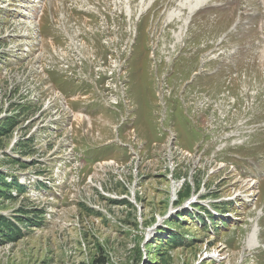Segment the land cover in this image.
Listing matches in <instances>:
<instances>
[{
    "label": "rangeland",
    "instance_id": "1",
    "mask_svg": "<svg viewBox=\"0 0 264 264\" xmlns=\"http://www.w3.org/2000/svg\"><path fill=\"white\" fill-rule=\"evenodd\" d=\"M182 3L0 0V127L14 124L0 171L25 188L0 187V214L23 232L0 242V264H264V0H208L178 40L168 14L187 18ZM56 63L65 74L48 78ZM197 79L221 95L185 103ZM170 121L191 153L172 172Z\"/></svg>",
    "mask_w": 264,
    "mask_h": 264
},
{
    "label": "trees",
    "instance_id": "2",
    "mask_svg": "<svg viewBox=\"0 0 264 264\" xmlns=\"http://www.w3.org/2000/svg\"><path fill=\"white\" fill-rule=\"evenodd\" d=\"M13 121H9L5 124V126H1L0 127V148L2 146L3 143V139L4 137L7 136L8 132H11V130H9V128L11 129V127H13ZM8 127V128H6ZM33 141V140H30ZM28 145L26 144L24 147H27ZM5 175L4 173L0 171V187L1 186H6V187H10L13 188V186L9 184H7V182H5ZM17 188V193H22L24 191V187L22 184H17L16 185ZM10 195V197L12 194H8ZM125 202L123 204L129 205L130 207H132V204H130V202L128 200H124ZM198 209H200V212L204 213L205 218H208V220L213 223L215 221V217L213 215V213L211 212V210L207 209V208H203L202 206H197ZM89 212H92L94 210H92L91 208L88 209ZM198 211V210H197ZM199 212V211H198ZM223 213H225V211H222ZM99 212H95V214H98ZM194 217L197 218V215L195 216V214H193ZM14 219H17V221H20L22 223H24L26 226L28 227H35V226H40L43 222L42 220L39 219V216L34 217V219L31 218H27L26 220L22 217H25L24 214H18L16 216H14ZM203 222L207 223L205 219H203ZM223 226H226L225 223L221 222ZM219 225V224H218ZM217 227V225H216ZM23 236V232L22 230L19 228L18 225H16L12 219L7 218L6 216L0 214V242L3 243H8V242H12V241H17L18 239H20ZM182 240L176 239L175 237H170V240L168 241L169 244L171 245H178L179 242H181ZM160 255V254H159ZM163 255V253H162ZM105 258L103 256H99L97 260H95L93 262V264H105Z\"/></svg>",
    "mask_w": 264,
    "mask_h": 264
},
{
    "label": "bare ground",
    "instance_id": "3",
    "mask_svg": "<svg viewBox=\"0 0 264 264\" xmlns=\"http://www.w3.org/2000/svg\"><path fill=\"white\" fill-rule=\"evenodd\" d=\"M189 1L190 0H183V3L181 4L182 8H187L188 12H189V16L187 18H185L184 20L182 19V15H183V11L182 10H173V11L169 12V14H168V19L171 20V23H173L175 21H179V22L181 21V24H180V26L178 28V32L175 33V36H174L178 40L182 38L183 33H184L183 29H185V27L189 24L190 17L194 14V12L197 9H199L202 5H204L208 0H195L194 4H188ZM46 15H47V13H46ZM184 21H185L186 24L184 23ZM43 44H45L44 46H42L43 47L42 51L44 53L46 50H48L50 48L51 45H50V42H48L46 39H45V41H43ZM55 45H56V43L53 42L52 46H55ZM77 52L80 55L82 53H84L85 55L94 53L91 49H85L84 51H82L79 47H77ZM44 60H45V55H42L41 58H40V61H44ZM51 66H52V64H51ZM56 66H57V63H56ZM69 70H71V69L69 68ZM49 71H56L59 74H65L64 69H61L58 66L54 70L51 69V68L50 69H46L44 67L43 68V73L46 74L48 76V78H49V73H48ZM71 75L72 76L66 78L68 81H70V79H75L74 78V73H72ZM79 93H81V92L79 91Z\"/></svg>",
    "mask_w": 264,
    "mask_h": 264
},
{
    "label": "flooded vegetation",
    "instance_id": "4",
    "mask_svg": "<svg viewBox=\"0 0 264 264\" xmlns=\"http://www.w3.org/2000/svg\"><path fill=\"white\" fill-rule=\"evenodd\" d=\"M192 82H191V84H192L191 87L194 85V82L193 83ZM169 86H172V85H169ZM208 87L209 86L206 84L201 83V85H200L198 83V79H197L194 88H192L188 93H184L185 103H189L190 105H195L197 99H199L204 94H206V96L209 95L210 97H213L214 95H216V96L221 95V92L219 94L211 93ZM169 88H170V93L168 96H173V94H174L173 88H171V87H169ZM198 93H200V94H198ZM210 101H214V100H210Z\"/></svg>",
    "mask_w": 264,
    "mask_h": 264
}]
</instances>
